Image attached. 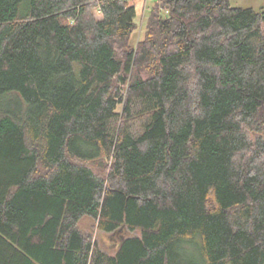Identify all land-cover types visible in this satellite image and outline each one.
<instances>
[{
	"label": "trees",
	"instance_id": "16d2710c",
	"mask_svg": "<svg viewBox=\"0 0 264 264\" xmlns=\"http://www.w3.org/2000/svg\"><path fill=\"white\" fill-rule=\"evenodd\" d=\"M232 1L157 0L133 45L131 0H0V264H264V9Z\"/></svg>",
	"mask_w": 264,
	"mask_h": 264
},
{
	"label": "rangeland",
	"instance_id": "374dc122",
	"mask_svg": "<svg viewBox=\"0 0 264 264\" xmlns=\"http://www.w3.org/2000/svg\"><path fill=\"white\" fill-rule=\"evenodd\" d=\"M98 1V0H97ZM137 7L138 17H137V29L133 33L132 36V44H137L138 41L142 40L146 31V18L148 17V13L151 7L154 6L157 0H131ZM233 7L240 8H253L257 11L264 9V0H233L231 2ZM97 17H100L97 10H95ZM121 107H119L118 111H120ZM133 131L135 133H140L141 126L140 123L137 122L133 126ZM81 231L88 237H91L92 241L95 242L99 247L109 253L114 254L117 249V244L114 241L113 235L101 232L98 230L97 222L90 217H84L79 225ZM126 234V233H125ZM138 232L135 233H127L126 235L132 236L137 235ZM125 235V236H126Z\"/></svg>",
	"mask_w": 264,
	"mask_h": 264
},
{
	"label": "built area",
	"instance_id": "2783aa9c",
	"mask_svg": "<svg viewBox=\"0 0 264 264\" xmlns=\"http://www.w3.org/2000/svg\"><path fill=\"white\" fill-rule=\"evenodd\" d=\"M97 12H98V14L101 16V12H100L99 10H98Z\"/></svg>",
	"mask_w": 264,
	"mask_h": 264
}]
</instances>
